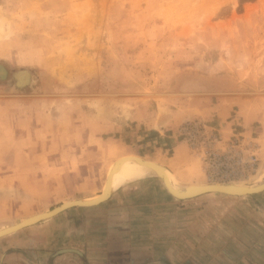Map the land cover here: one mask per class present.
Listing matches in <instances>:
<instances>
[{"label":"rangeland","instance_id":"374dc122","mask_svg":"<svg viewBox=\"0 0 264 264\" xmlns=\"http://www.w3.org/2000/svg\"><path fill=\"white\" fill-rule=\"evenodd\" d=\"M1 69L0 230L127 156L182 189L264 182V0H0ZM144 177L173 194L159 171L120 186Z\"/></svg>","mask_w":264,"mask_h":264},{"label":"crops","instance_id":"0c3cea01","mask_svg":"<svg viewBox=\"0 0 264 264\" xmlns=\"http://www.w3.org/2000/svg\"><path fill=\"white\" fill-rule=\"evenodd\" d=\"M81 207L0 237V264H264V190L177 199L144 177Z\"/></svg>","mask_w":264,"mask_h":264},{"label":"bare ground","instance_id":"6f19581e","mask_svg":"<svg viewBox=\"0 0 264 264\" xmlns=\"http://www.w3.org/2000/svg\"><path fill=\"white\" fill-rule=\"evenodd\" d=\"M0 72L4 73V70L1 69ZM185 84H188V83L185 82ZM144 171H159L166 178L165 179V186L168 185V186H170L171 189L177 190L179 192H182L185 189V188L182 189V188L178 187V185L173 180L172 174L169 172V170L164 165H161V164H159L157 162H153V161H146V160L139 158L137 156H127V157H124L120 161V163L118 164L114 173L112 174V177H111V180L108 184V189L106 192L103 191L101 193V195H98L96 197L92 196L91 198H87V199H83V200L77 199V200H79L80 203H93V202L97 201L98 199L110 196L109 194H111L116 189V187L120 186V184L122 182L127 181L129 179H132L133 177L137 176L139 173L144 172ZM163 181H164V179H163ZM210 184H214V183H210ZM221 184H216L218 186L216 188L223 190V191H227V192L226 193L225 192H213V193H222V194L231 195V196H236V193H241L242 195H248V194H246L247 192L259 193L264 188V182L259 184V185H241V184H235V183L234 184H223V185H221ZM244 184H247V183H244ZM200 186H205V185L199 184V185H195V186H189V187H186V189L188 188L187 191H189V190L195 191L197 189H202ZM229 192H230V194H229ZM171 193H173V191H171ZM171 195H173V194H171ZM173 196L176 198L175 195H173ZM75 202H77V201L74 200L72 202L71 201L63 202V203L59 204L58 206H56L50 210L29 216V217L23 219L21 222L23 223V222L30 221V220H36V219L40 218L41 216H46V215H48V216L51 215L53 217V215L56 214L59 210H61L62 208H66L68 206H71ZM51 216L48 218H51ZM21 222H17L15 224H18ZM10 229H12L11 226H9L8 228H5L3 230H0V235H1L0 237L12 234V233L4 234L5 232H8Z\"/></svg>","mask_w":264,"mask_h":264},{"label":"water","instance_id":"95a60500","mask_svg":"<svg viewBox=\"0 0 264 264\" xmlns=\"http://www.w3.org/2000/svg\"><path fill=\"white\" fill-rule=\"evenodd\" d=\"M221 185H223V184H221ZM167 187H168V189L170 191H173V195H175L176 198H178V199H188V198H192V197L198 196L200 194H204V193H213V192H225L226 193L227 192V191H223V190H220V189L216 188V187H218L216 184H207L205 186H200L202 189H197L195 191L194 190L187 191L188 188L187 189L185 188L182 192H179L177 190H173L168 185H167ZM263 190H264V188L261 191H263ZM253 193H256V192H247L246 194H253ZM229 194H230V192H229ZM236 195H242V194L241 193H236ZM108 197L109 196L101 198V199H98L97 201H95L93 203H80L79 200H76L77 202H75L71 206H68L66 208H62L59 211L61 212V211L65 210V209H67L69 207H73V206H93V205H96V204H99V203L103 202ZM59 211L56 214L60 213ZM56 214H54L53 216H55ZM50 216H48V215L41 216L40 218H38L36 220H30V221H26V222H23V223L21 222V223L15 224V225L11 226L12 229H10L8 232H5L4 234H6V233L7 234L14 233V232H16V231H18V230H20V229H22L24 227H27V226H29L31 224H34L37 221H40L42 219H46V218H48Z\"/></svg>","mask_w":264,"mask_h":264}]
</instances>
